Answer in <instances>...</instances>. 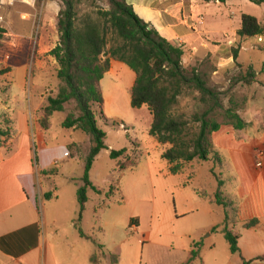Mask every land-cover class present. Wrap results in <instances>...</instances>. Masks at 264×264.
Returning a JSON list of instances; mask_svg holds the SVG:
<instances>
[{"label": "rangeland", "instance_id": "rangeland-1", "mask_svg": "<svg viewBox=\"0 0 264 264\" xmlns=\"http://www.w3.org/2000/svg\"><path fill=\"white\" fill-rule=\"evenodd\" d=\"M73 2L78 20L85 16L95 18L99 9L108 10L103 0ZM235 2L245 4L211 5L208 10L211 16H221L216 37L225 34L226 42L218 44V54L186 56L182 65L188 70L196 69L207 86L219 94L224 108L237 107L239 114L250 121L249 125L264 130V90L254 85L255 69L261 67L264 46L255 38L234 36L240 26V14L264 23V8L246 0ZM62 8L60 0H0V70L9 71L0 75V128L8 129L9 134L10 130L14 132L11 119L20 131L24 118L37 120L40 126L47 99L55 97L61 86L56 78L58 65L51 52L59 43L57 16ZM235 51L237 58L233 60ZM124 66L129 75L105 76L100 83L102 108L92 106L97 127L105 133L106 146L95 158L88 176L100 193L87 190L79 223V228L94 242L90 245L92 251L89 247L85 252L72 251L68 246L74 241L81 247L85 244L79 241L76 230L77 190L82 185L84 161L90 148L88 135L61 127L67 115H76L73 102L66 104L63 112L47 119L50 126L47 138L54 141L57 135V142L67 143V151L52 172L38 177L36 215L42 234L43 230L46 234L57 233L53 235V242L58 244L55 250L58 264H175L182 256L185 258L183 251L192 241L214 244L216 260L208 256L205 264H222L224 257L232 256L222 228L223 207L204 203L193 190L203 188L208 195L214 194L218 183L215 164L194 161L185 176L168 174V162L161 156L169 146L158 144L149 135L152 117L148 109L131 107L134 73ZM198 99L197 92L184 91L174 107V115L189 120L193 114H201L204 107ZM211 117L222 123L219 112ZM69 139L75 143L73 146L68 144ZM6 141L2 139L0 145ZM122 149L129 152L131 162H136L135 168L126 171L116 168L109 154ZM184 178L191 183L189 189L178 186ZM47 194L51 197L47 198ZM205 208L212 212H206ZM191 209L194 212L189 213ZM131 220H136V224L131 225ZM212 222L220 223L216 232L198 230L199 226L203 228Z\"/></svg>", "mask_w": 264, "mask_h": 264}, {"label": "trees", "instance_id": "trees-1", "mask_svg": "<svg viewBox=\"0 0 264 264\" xmlns=\"http://www.w3.org/2000/svg\"><path fill=\"white\" fill-rule=\"evenodd\" d=\"M60 1L63 8L57 16L59 43L51 55L58 65L56 78L61 86L55 97L47 99L39 124L42 129H47V119L56 112H63L64 106L73 102L76 115H67L61 122V127L65 130L80 131L90 138V148L85 157L81 178L82 185L77 190L79 211L76 229L79 236L84 237L79 223L87 202V190L100 193V190L91 184L88 176L95 158L106 149L105 133L97 127L92 106L102 108L100 82L109 70L111 59L126 65L134 73L130 105L135 109H148L152 117L149 135L155 138L158 144L169 146L161 157L170 165L169 173L172 175L178 174L183 164L195 160L208 161L213 152L210 134L218 131L222 125L242 130L249 124L240 116L237 107H223L219 94L207 86L195 68L188 70L183 67V48L161 37L152 25L138 17L125 0H103L108 10L99 9L95 18L85 16L82 20L77 18L73 0ZM186 1L217 2L223 5L232 0ZM246 1L258 6L264 5V0ZM261 35H264V28L257 19L241 15L237 36L249 39ZM232 57L233 60L237 58L236 51ZM8 72L0 70V75ZM191 90L198 93L199 103L204 108L201 114H193L189 120H184L175 116L173 111L184 91ZM217 112L222 117V123L211 117ZM9 136L8 129L0 128V142ZM109 156L116 162V168L120 171L136 166V162H131L126 149L112 150ZM214 176L216 177L215 174ZM217 182L214 203L225 208L228 204L220 190L222 183L219 178ZM198 195L206 198L207 193L198 192ZM46 197L50 198L51 194ZM134 224L136 220H131V225ZM218 228L219 226L214 227L212 231L216 232ZM222 228L231 254L238 253V237L225 226ZM197 256L198 250H192L187 263ZM263 260V257L258 259ZM242 262L250 263L244 260Z\"/></svg>", "mask_w": 264, "mask_h": 264}, {"label": "crops", "instance_id": "crops-1", "mask_svg": "<svg viewBox=\"0 0 264 264\" xmlns=\"http://www.w3.org/2000/svg\"><path fill=\"white\" fill-rule=\"evenodd\" d=\"M235 1L237 0L223 5L227 7L231 3L245 4ZM125 2L132 6L140 19L152 25L161 37L183 48L185 54L182 61H185L186 56L199 58L200 54L205 57L209 54L215 57L220 47L218 44L226 42L225 34L216 37L217 28L220 27L217 22L221 20V16H211L208 12L211 5L219 4L217 2L186 0H125ZM260 7L264 8V5ZM239 19L240 25L241 14ZM256 19L264 28V23ZM239 29L240 26L234 36L238 37ZM260 37V41L257 36L254 38L264 46V35ZM241 42L244 43V39ZM259 64L260 69H255L257 77L254 85L264 90V58L260 59ZM124 67V64L111 59L104 78L119 73L129 75ZM134 80L135 75L131 86ZM262 102L264 107V100ZM241 117L250 124V121L242 115ZM24 119L21 131L16 129V121L11 119L14 132L10 130L9 138L0 145V264H7L8 261L11 262L9 264H58L55 254L58 244L53 242V235L57 233L50 231L46 234L43 230L42 234L37 220L39 193L38 190L36 192V186L39 175L52 172L54 165L58 161H63L67 143L57 142V135L54 141L47 138L49 124L47 130H42L37 120L32 122ZM210 141L213 152L208 161L215 164L214 170L222 183L220 190L228 204L227 207L222 208L223 225L238 237V253L224 257L222 264H243L242 260L250 262L248 264H264V260L258 261L259 258H264V157L261 167L256 166L255 159V152L264 150V130L251 125L242 130H234L232 126L222 125L218 131L210 134ZM68 144L73 146L75 143L69 139ZM169 167L168 164V174L172 175L169 173ZM191 168H193L192 162L183 164L181 171L172 176H185L187 169ZM188 179H191V176ZM188 179L184 178L178 186L183 190L189 189L191 183ZM193 190L204 203L215 204L213 196L216 191L213 195L207 194L206 198H203L198 195V192H205L203 188ZM192 204H195L193 200ZM205 211L212 212L206 208ZM192 212L194 209L189 213ZM218 226H220L219 222H212L203 228L199 226L198 230L212 231ZM83 234L84 237L78 234L79 241L85 243L82 244L83 248L74 241L73 244L68 245L72 251L82 249L85 252L88 247L91 250L90 245L93 246L94 242L85 232ZM194 246L198 250V256L189 264H205L210 256L214 257V261L216 260L213 254L214 244L206 245L203 242L195 244L192 241L183 251L185 258L183 259L182 256L175 264H188L191 251L196 250ZM204 249L208 251L206 254L202 253ZM147 262L150 260L147 259Z\"/></svg>", "mask_w": 264, "mask_h": 264}, {"label": "built area", "instance_id": "built-area-1", "mask_svg": "<svg viewBox=\"0 0 264 264\" xmlns=\"http://www.w3.org/2000/svg\"><path fill=\"white\" fill-rule=\"evenodd\" d=\"M257 39L260 41L261 37L257 36ZM67 156H69V155H67ZM263 157H264V150H257L255 152V159H256V166L257 167H261L262 166V158Z\"/></svg>", "mask_w": 264, "mask_h": 264}]
</instances>
